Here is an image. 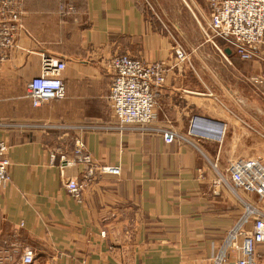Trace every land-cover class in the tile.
Masks as SVG:
<instances>
[{
  "label": "crops",
  "instance_id": "0c3cea01",
  "mask_svg": "<svg viewBox=\"0 0 264 264\" xmlns=\"http://www.w3.org/2000/svg\"><path fill=\"white\" fill-rule=\"evenodd\" d=\"M186 5L198 7L194 16L204 28L208 1ZM20 10L18 47L0 63V138L11 161L10 181L0 186V256L23 264L29 247L32 264H214L245 202L264 211V200L230 185L231 162L264 158V125L228 87L241 86L263 104L264 96L255 97L245 80L212 73L225 65L189 55L176 62L172 27L148 16L140 0H21ZM44 54L66 63V96L35 107L26 86L40 74ZM116 54L168 63L147 129L117 127L108 97ZM194 117L224 123L223 135H188ZM163 129L188 138L166 143ZM78 135L99 164L121 167L118 176L99 174L80 201L64 179L79 177L81 166L62 168Z\"/></svg>",
  "mask_w": 264,
  "mask_h": 264
},
{
  "label": "built area",
  "instance_id": "2783aa9c",
  "mask_svg": "<svg viewBox=\"0 0 264 264\" xmlns=\"http://www.w3.org/2000/svg\"><path fill=\"white\" fill-rule=\"evenodd\" d=\"M207 1L211 12L207 29L212 35L228 44L240 58L264 62V0ZM20 4L21 0H0V63L8 58L12 49L18 47L17 35L22 27ZM205 33L208 34V31ZM173 56L176 62L188 59L186 50L179 44L173 46ZM110 66L112 80L108 97L117 127L149 128L156 119L158 90L166 82L168 63H148L137 56L116 54L111 58ZM65 67L66 63L55 56H42L40 74L31 78L26 86V96L33 106L39 107L48 100L66 96L62 78ZM260 77L262 82L264 75ZM224 129L225 124L220 121L194 117L190 122L188 135L215 138L223 135ZM162 136L166 143H173L176 139L186 141L188 138L171 129H163ZM9 149V144L0 139V186H5L10 180ZM63 161L64 165L81 166L83 169V183L77 178H71L66 184L67 189L78 200L82 197L84 185L94 181L99 174L121 173L119 166H99L80 135L74 140L73 156L70 159L64 158ZM228 172L230 185L236 194L238 190H242L264 200V162L260 158L234 160ZM245 208L238 222L227 231L214 257V264H261L256 248L259 244H264V211L251 203H247ZM238 253L241 254L239 258ZM34 257V250L27 247L22 253L21 262L32 264ZM0 264H8L2 256Z\"/></svg>",
  "mask_w": 264,
  "mask_h": 264
},
{
  "label": "rangeland",
  "instance_id": "374dc122",
  "mask_svg": "<svg viewBox=\"0 0 264 264\" xmlns=\"http://www.w3.org/2000/svg\"><path fill=\"white\" fill-rule=\"evenodd\" d=\"M140 1L144 4L145 9L147 10L148 16H154L155 18H159V20L162 21L163 26L166 25L167 27L169 26L172 27V30L170 31H172V33L176 35L175 37L176 42L174 45H178V44L181 45L186 50V53L189 55L190 61L195 62V63H205V64L219 63L222 65H225V67L218 68L217 70H213L212 73H215L217 77L224 79V80H234L235 79L239 81V83H241V80H245L247 84L253 88L254 94L256 95L255 97H257V95L260 97L264 96V79L262 82L260 81L261 80L260 76L264 75V73L260 71V67H264L262 66L264 62L255 61V60H244L240 58L234 52L232 55H228L225 52V50L229 48V45L226 44L223 40L216 38L212 35V32L209 29H207L208 20L204 23L203 25L204 28H201L200 24L198 23V21L196 20L194 16V13H195L197 17L200 18L199 15L201 11L199 12V10L197 9L198 7L191 8L187 6L186 0H140ZM187 15L190 17H192L193 15L192 20H189L188 17L185 18ZM184 21H188V23ZM176 26L177 28L180 26L184 28H190L189 29L190 31L189 32H183V31L179 32L178 30H174ZM206 30L208 31V34L205 33ZM184 41H189L188 45L190 47H188V49L186 46H184L183 44ZM196 43H201V44L198 47ZM229 83L232 84L231 82ZM222 88L226 89V86L223 85ZM234 88H237L240 91L241 88L243 87L236 85L234 86ZM256 100L261 102L257 98ZM251 158H260V160L264 162V158L261 155L260 156L256 155V157H251ZM94 161L99 166H101V164H99L95 159ZM64 166H69V165L63 164L62 168H64ZM102 166H105V165H102ZM82 172H83V169L81 170L80 176L75 177V178H77L79 182L83 183L85 180L82 177ZM110 175H114V174H110ZM69 179H71V177L70 178L66 177L64 179V186H65L66 191L71 196L75 197L66 187L67 181ZM88 184L89 183H86L84 185L82 189V194L85 188L88 186ZM240 191L241 190H238V193ZM246 204L247 202H245V207H246ZM256 254L258 258L260 259V263L264 264V246L262 245L257 246Z\"/></svg>",
  "mask_w": 264,
  "mask_h": 264
},
{
  "label": "water",
  "instance_id": "95a60500",
  "mask_svg": "<svg viewBox=\"0 0 264 264\" xmlns=\"http://www.w3.org/2000/svg\"><path fill=\"white\" fill-rule=\"evenodd\" d=\"M225 52L228 55H231L232 53L230 48L226 49ZM228 89L232 93L233 97L238 101L240 106H242L244 109L248 111H253L256 116L260 117V122L263 123L264 125V104L256 99H251L249 97L244 96L236 88H234V90H231L228 87Z\"/></svg>",
  "mask_w": 264,
  "mask_h": 264
}]
</instances>
